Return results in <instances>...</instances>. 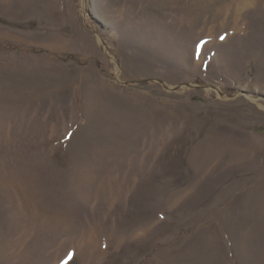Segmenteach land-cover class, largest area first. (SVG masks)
<instances>
[{
    "label": "rangeland",
    "instance_id": "rangeland-1",
    "mask_svg": "<svg viewBox=\"0 0 264 264\" xmlns=\"http://www.w3.org/2000/svg\"><path fill=\"white\" fill-rule=\"evenodd\" d=\"M0 264H264V0H0Z\"/></svg>",
    "mask_w": 264,
    "mask_h": 264
},
{
    "label": "bare ground",
    "instance_id": "bare-ground-1",
    "mask_svg": "<svg viewBox=\"0 0 264 264\" xmlns=\"http://www.w3.org/2000/svg\"><path fill=\"white\" fill-rule=\"evenodd\" d=\"M88 259H89V257H88ZM91 259H93L92 256H91Z\"/></svg>",
    "mask_w": 264,
    "mask_h": 264
}]
</instances>
